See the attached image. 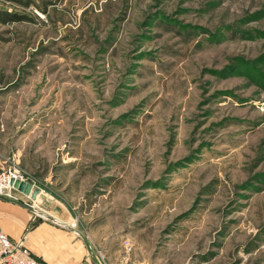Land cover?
I'll return each mask as SVG.
<instances>
[{
  "label": "rangeland",
  "instance_id": "374dc122",
  "mask_svg": "<svg viewBox=\"0 0 264 264\" xmlns=\"http://www.w3.org/2000/svg\"><path fill=\"white\" fill-rule=\"evenodd\" d=\"M1 11L22 21L0 23V172L40 190L20 201L107 264L126 240L136 264H264V0Z\"/></svg>",
  "mask_w": 264,
  "mask_h": 264
},
{
  "label": "crops",
  "instance_id": "0c3cea01",
  "mask_svg": "<svg viewBox=\"0 0 264 264\" xmlns=\"http://www.w3.org/2000/svg\"><path fill=\"white\" fill-rule=\"evenodd\" d=\"M18 209L14 204L0 202V228L12 241L25 235L28 249L44 264L82 262L83 255L78 246L75 249L78 253H73L72 238L65 228L40 221Z\"/></svg>",
  "mask_w": 264,
  "mask_h": 264
},
{
  "label": "built area",
  "instance_id": "2783aa9c",
  "mask_svg": "<svg viewBox=\"0 0 264 264\" xmlns=\"http://www.w3.org/2000/svg\"><path fill=\"white\" fill-rule=\"evenodd\" d=\"M11 180L26 181L30 179L15 168L0 172V195L17 200H19L17 195H20L29 200L10 185ZM26 239V236L23 235L18 240L12 241L0 228V264H44L33 256L26 246ZM130 253L131 246L126 240L123 242V251L117 264H136L131 262ZM96 257L101 264H107L103 254Z\"/></svg>",
  "mask_w": 264,
  "mask_h": 264
},
{
  "label": "water",
  "instance_id": "95a60500",
  "mask_svg": "<svg viewBox=\"0 0 264 264\" xmlns=\"http://www.w3.org/2000/svg\"><path fill=\"white\" fill-rule=\"evenodd\" d=\"M10 185L15 190L22 193L26 197H28L31 201H35L37 196L39 195V192H40V190L35 186V184L32 180H26V181L12 180V181H10ZM0 200L14 204V205H18V206L24 208L25 210H27L28 212H30L36 218H39L41 220H44L46 222L60 226L62 228H65V229L73 232L84 242L86 249H87V252H88L93 264H101L98 261L96 255L94 253L93 247L90 244V242L87 240L86 236L84 234H82L81 232H79L78 230H75L71 226H69L68 224H66V223H64V222H62V221H60V220H58V219H56L50 215H47L44 212L39 211L34 206H32L29 202H22L20 200L13 199V198H7V197L2 196V195H0Z\"/></svg>",
  "mask_w": 264,
  "mask_h": 264
},
{
  "label": "trees",
  "instance_id": "16d2710c",
  "mask_svg": "<svg viewBox=\"0 0 264 264\" xmlns=\"http://www.w3.org/2000/svg\"><path fill=\"white\" fill-rule=\"evenodd\" d=\"M17 21L18 22L22 21L20 16L8 12H2V11L0 12V23L6 24Z\"/></svg>",
  "mask_w": 264,
  "mask_h": 264
},
{
  "label": "bare ground",
  "instance_id": "6f19581e",
  "mask_svg": "<svg viewBox=\"0 0 264 264\" xmlns=\"http://www.w3.org/2000/svg\"><path fill=\"white\" fill-rule=\"evenodd\" d=\"M12 181V180H11Z\"/></svg>",
  "mask_w": 264,
  "mask_h": 264
}]
</instances>
